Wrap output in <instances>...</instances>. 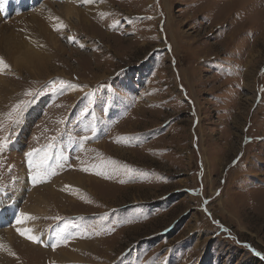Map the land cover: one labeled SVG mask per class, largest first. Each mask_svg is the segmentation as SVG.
I'll use <instances>...</instances> for the list:
<instances>
[{
    "label": "rangeland",
    "instance_id": "374dc122",
    "mask_svg": "<svg viewBox=\"0 0 264 264\" xmlns=\"http://www.w3.org/2000/svg\"><path fill=\"white\" fill-rule=\"evenodd\" d=\"M5 1L0 264H264V0Z\"/></svg>",
    "mask_w": 264,
    "mask_h": 264
},
{
    "label": "snow or ice",
    "instance_id": "6c2138e0",
    "mask_svg": "<svg viewBox=\"0 0 264 264\" xmlns=\"http://www.w3.org/2000/svg\"><path fill=\"white\" fill-rule=\"evenodd\" d=\"M81 2H82V3H92L93 0H81ZM56 19L59 20V18H56ZM61 26H63L62 23H61ZM57 30H59V27L57 28ZM0 66H2V67H0V70H3L4 68L9 67V66L7 65V63L4 61L3 57H0ZM27 95H32V93L29 92V93H27ZM22 103H23V102H21V104H22ZM21 104H17V105H15L14 108H13V112H17V111L20 109ZM8 115H9V117H11V116H12V113L10 112ZM35 151H38V150H34L33 152H29V153L27 154V155L29 156V158H30V162H31V157L33 156V154H34ZM45 158H46V157H45ZM43 162H44V161L42 160L41 163H43ZM85 170H87V169H85ZM35 178H36V177L34 176V179H35ZM21 216H22V217H25V218H27V219H34V217L26 216V215L23 214V213H21ZM18 231H20V230L18 229ZM30 231H31V230H28L27 232H25V231H21L20 234H21V235H25V236H27V238H28L29 240H32V241H34V242H39V238H38V237H36V236H34V235H29V234H28Z\"/></svg>",
    "mask_w": 264,
    "mask_h": 264
},
{
    "label": "bare ground",
    "instance_id": "6f19581e",
    "mask_svg": "<svg viewBox=\"0 0 264 264\" xmlns=\"http://www.w3.org/2000/svg\"><path fill=\"white\" fill-rule=\"evenodd\" d=\"M4 2H7V1H5V0H0V4H1V8H2V10H1L0 13H3V14L6 15V14H7V12H6V11H7V8H4V6H5V5H4ZM23 15H24V14H23ZM0 19H1V15H0ZM72 252H73V251H72ZM72 252H71V253H72ZM74 252H75V251H74ZM55 255H56V254H55ZM59 256H61V255L59 254Z\"/></svg>",
    "mask_w": 264,
    "mask_h": 264
}]
</instances>
